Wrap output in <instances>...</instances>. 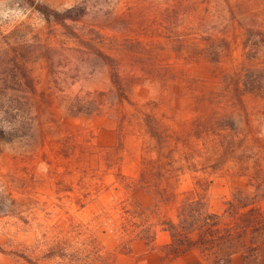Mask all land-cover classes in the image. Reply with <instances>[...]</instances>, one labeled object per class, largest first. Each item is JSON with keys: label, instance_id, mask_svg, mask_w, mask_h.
Returning <instances> with one entry per match:
<instances>
[{"label": "rangeland", "instance_id": "374dc122", "mask_svg": "<svg viewBox=\"0 0 264 264\" xmlns=\"http://www.w3.org/2000/svg\"><path fill=\"white\" fill-rule=\"evenodd\" d=\"M34 1L85 12L63 24L30 0H0V264H28L15 252L34 255L37 239L61 221L70 229L71 217L115 248L124 210L156 218L168 185L206 188L216 212L235 189H252L264 170V95L247 91L241 106L233 77L264 87L250 77L264 67V0ZM246 26L263 32L248 34V49ZM148 116L166 136L160 151ZM169 239L160 232L150 253L137 239L115 264H162ZM169 264L207 263L188 251Z\"/></svg>", "mask_w": 264, "mask_h": 264}, {"label": "trees", "instance_id": "16d2710c", "mask_svg": "<svg viewBox=\"0 0 264 264\" xmlns=\"http://www.w3.org/2000/svg\"><path fill=\"white\" fill-rule=\"evenodd\" d=\"M30 4L35 5L48 19L53 16L63 24L66 18L78 19L85 12L82 7L80 14H74L73 8L59 12L34 0H30ZM245 30V46L248 49V34L262 37L263 32L252 26H246ZM103 56L113 66L112 78L119 96L131 101L119 73L114 69V58L108 54ZM253 68L257 72L254 77L250 76L252 81H264V71H261L264 67ZM241 81L242 73L235 74L233 91L241 106L245 107L244 94L247 91L264 95V87L243 88ZM31 88L35 91L32 84ZM79 101L80 99L71 105L74 114L85 109ZM147 121L160 151L164 147L166 136L160 132L152 116H148ZM3 137L4 130L0 127V142ZM164 172L159 169L162 176ZM257 172L259 176L250 182L252 189H235L223 212L211 210L206 188L193 187L179 191L168 185L159 188L156 194V218L146 214L149 211L146 207L137 211L136 208L124 210L122 221L114 224L117 235L123 239L115 248H111L94 227L71 217L67 221L70 229L66 228V222L61 221L54 225L55 231L44 233L43 238L37 239L32 246L34 255L26 252L15 253L28 264H115L117 254L123 250L131 252V243L137 239L146 244V253L156 250L159 246L157 234L160 230H165L169 232L170 241L163 245L165 259L162 264H169L170 260L192 250L197 251L207 264H230L233 256L238 253L243 257V264H261V248L264 245V206L261 204L264 200V170ZM170 202L177 203L176 213L171 216L162 214V205ZM41 243L44 249L38 251Z\"/></svg>", "mask_w": 264, "mask_h": 264}, {"label": "crops", "instance_id": "0c3cea01", "mask_svg": "<svg viewBox=\"0 0 264 264\" xmlns=\"http://www.w3.org/2000/svg\"><path fill=\"white\" fill-rule=\"evenodd\" d=\"M160 232H163V233L169 235V232H167V231H165V230H160V231L158 232V234H159ZM158 234H157V236H158ZM169 237H170V235H169ZM169 241H170V239H169ZM169 241H167V242H169ZM167 242H166V243H167ZM157 243H158V241H157ZM158 244H159V243H158ZM263 246H264V245H263ZM192 251H195V250H192ZM195 252H197V251H195Z\"/></svg>", "mask_w": 264, "mask_h": 264}]
</instances>
